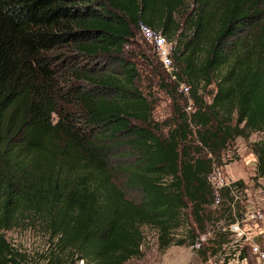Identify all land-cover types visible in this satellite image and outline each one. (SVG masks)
<instances>
[{
    "label": "trees",
    "instance_id": "trees-1",
    "mask_svg": "<svg viewBox=\"0 0 264 264\" xmlns=\"http://www.w3.org/2000/svg\"><path fill=\"white\" fill-rule=\"evenodd\" d=\"M141 24L174 44L178 81L147 59L173 97L171 122L155 121L153 87L130 51ZM254 133H264V0H0V264H22L5 232L29 226L50 236L46 264L140 259L144 227L162 251L194 247L234 221L228 189L216 206L210 155ZM252 147L264 179V141ZM230 242L216 233L194 250L212 260Z\"/></svg>",
    "mask_w": 264,
    "mask_h": 264
},
{
    "label": "rangeland",
    "instance_id": "rangeland-1",
    "mask_svg": "<svg viewBox=\"0 0 264 264\" xmlns=\"http://www.w3.org/2000/svg\"><path fill=\"white\" fill-rule=\"evenodd\" d=\"M130 51L134 52L133 60L139 64V67L143 72L142 87L148 90L150 86L153 87V94L158 102L154 112L155 121L160 124L171 122L174 114L173 97L160 87L159 78L155 76L153 71H147V59H150V63L155 70L165 76L167 82H170L168 72L161 65V60L159 59L154 46L139 33L138 38L135 41V46L130 48ZM142 54H145V56H142ZM153 80L155 81L152 83ZM216 91V86L213 85L208 89V91L204 92V97L208 103L211 102ZM185 98H189V103L186 106L187 110L189 106L192 105L193 112V101L190 94L185 96ZM183 105H185V103ZM167 133L168 128H165L163 135L165 136ZM260 141H264V133H254L248 140L245 138H238L235 142H233V144H231L215 158L222 164L221 166L223 167L225 175L231 182L237 183L240 181L244 183L242 188L244 191H247L245 195L247 197L246 206H251L250 203L254 202L252 204L264 209V179H259L257 177L258 159L252 147L254 143ZM135 161L136 157L132 156L125 159L114 160L112 161V166L115 168L118 165H125L127 163L132 164ZM125 182L126 180L123 176L116 178V183L124 189L129 200L137 203L141 202V192L126 188ZM244 207V205H241L239 208L241 210V214L244 212ZM214 211H216V207L211 209V212ZM188 213L189 210L187 209V218ZM218 215L211 217L207 225L208 230H210L209 227L211 228L213 222L219 221L221 217ZM237 215L239 214L237 213ZM142 230L145 238L142 246L144 257L140 259H132L126 264H185L184 262L186 260L189 264H192L200 260L196 251L189 246L188 243L184 246L174 245L167 251H162L160 249L157 231L150 227H144ZM188 230V226L182 228L175 234V239H184L185 236L189 235L187 233ZM254 231L259 233L256 229H254ZM5 235L11 245H13V247L22 255V264H46L43 256L45 252L50 249L52 242L50 236L42 227L29 226L15 228L6 231ZM232 251L233 249L226 251V253L218 255L210 262L212 264H227L228 262H225V260L234 258L233 255H231ZM250 255L247 260L251 261V264H254L253 260L256 261V259L251 253ZM79 264L82 263L80 262Z\"/></svg>",
    "mask_w": 264,
    "mask_h": 264
},
{
    "label": "built area",
    "instance_id": "built-area-1",
    "mask_svg": "<svg viewBox=\"0 0 264 264\" xmlns=\"http://www.w3.org/2000/svg\"><path fill=\"white\" fill-rule=\"evenodd\" d=\"M139 32L154 46L161 60V64L168 74L172 76L173 80L178 81L176 75L178 69L172 57L174 44L162 32L156 31L145 24L140 25ZM179 85V92L188 96L190 94V87L184 82H179ZM187 112H192V105L189 106ZM210 158L213 160V171L209 180L216 192V206H219L224 201L223 191L228 189L230 197L233 199L230 201V206L234 221H221L192 248L200 249L202 244L210 241L216 233L227 234L230 236L231 242L225 246L222 253L233 249L231 255L234 257L225 260V262H228L227 264H245L244 260L247 259L241 260V256L243 255L242 251L245 249L249 250L258 264H264V240L257 242V237L254 235V229L263 230L262 232H264V209L252 204L254 202L250 203L251 206H246L247 197L245 195L247 191H244L242 188L244 185L240 186L236 182H231L225 175L223 167L217 164L216 159L212 155H210ZM241 205H244L246 209L243 208L244 212L239 216L237 215V210ZM238 260L241 262H238ZM210 261L205 264H212ZM81 263L83 264V262Z\"/></svg>",
    "mask_w": 264,
    "mask_h": 264
},
{
    "label": "crops",
    "instance_id": "crops-1",
    "mask_svg": "<svg viewBox=\"0 0 264 264\" xmlns=\"http://www.w3.org/2000/svg\"><path fill=\"white\" fill-rule=\"evenodd\" d=\"M259 233H256V231H254V235L257 237V242H262L263 240H264V232H262V231H260V230H257ZM262 232V233H261ZM243 255H246L245 253H243ZM249 255H250V252H249V250L247 249V256L249 257ZM251 256V255H250ZM241 260H242V257H241ZM210 261V259H208V260H199V261H196L195 263H192V264H205V263H207V262H209ZM245 261V264H251V261H249V260H244ZM244 261H242V262H244ZM238 262H241L240 260H238ZM185 264H189L188 262H187V260L184 262ZM253 263L254 264H258L255 260H253ZM191 264V263H190ZM237 264H239V263H237Z\"/></svg>",
    "mask_w": 264,
    "mask_h": 264
}]
</instances>
